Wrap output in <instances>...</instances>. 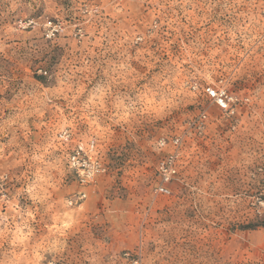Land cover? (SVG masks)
<instances>
[{
    "label": "rangeland",
    "instance_id": "374dc122",
    "mask_svg": "<svg viewBox=\"0 0 264 264\" xmlns=\"http://www.w3.org/2000/svg\"><path fill=\"white\" fill-rule=\"evenodd\" d=\"M263 175L264 0H0V264H264Z\"/></svg>",
    "mask_w": 264,
    "mask_h": 264
},
{
    "label": "built area",
    "instance_id": "2783aa9c",
    "mask_svg": "<svg viewBox=\"0 0 264 264\" xmlns=\"http://www.w3.org/2000/svg\"><path fill=\"white\" fill-rule=\"evenodd\" d=\"M49 26L52 27V23H49ZM205 95L209 100L215 103L222 111L226 113L233 114L235 112V98L231 95L226 89L222 87H213L207 86L204 90ZM206 120V115L203 114L200 117V121L203 122ZM174 145L179 144V139H175L173 142ZM164 145V142L161 143ZM84 152L82 147H79L76 154H74L70 159V164L76 168L77 173L81 177L82 182L92 179L96 173H102L105 169L99 164L88 165L86 161L81 162L79 157L81 153ZM178 160L179 153H173L168 155L165 159H163L158 165V172L162 177L161 183L155 188V192L158 194L169 195L170 190L167 187V183L171 181L174 177L177 176V168H178ZM259 171H262L260 169ZM262 187L261 191L251 200V209L260 216H264V175L261 179ZM86 196L85 194H81L79 199L82 200ZM72 204V202L70 203ZM57 264V263H51Z\"/></svg>",
    "mask_w": 264,
    "mask_h": 264
}]
</instances>
